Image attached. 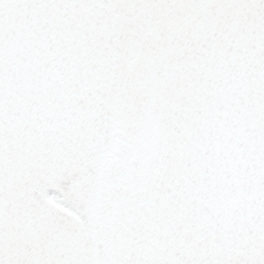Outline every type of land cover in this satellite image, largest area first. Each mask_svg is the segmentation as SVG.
<instances>
[{"label":"water","instance_id":"water-1","mask_svg":"<svg viewBox=\"0 0 264 264\" xmlns=\"http://www.w3.org/2000/svg\"><path fill=\"white\" fill-rule=\"evenodd\" d=\"M41 10L9 33L0 264H234L264 239V0Z\"/></svg>","mask_w":264,"mask_h":264},{"label":"snow or ice","instance_id":"snow-or-ice-1","mask_svg":"<svg viewBox=\"0 0 264 264\" xmlns=\"http://www.w3.org/2000/svg\"><path fill=\"white\" fill-rule=\"evenodd\" d=\"M228 7H245L259 10L260 0H216ZM212 0H0V90H2V70L8 46L9 33L23 40L34 31L29 19L41 10L58 8H91L101 6H137L144 7H207ZM252 251L238 257L234 264H264V239L257 238L251 246Z\"/></svg>","mask_w":264,"mask_h":264}]
</instances>
